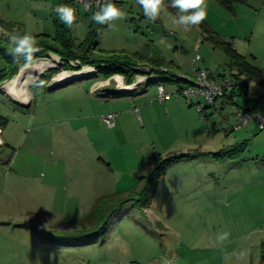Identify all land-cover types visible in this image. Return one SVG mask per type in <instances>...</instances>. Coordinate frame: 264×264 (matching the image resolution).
Instances as JSON below:
<instances>
[{"label": "rangeland", "instance_id": "rangeland-1", "mask_svg": "<svg viewBox=\"0 0 264 264\" xmlns=\"http://www.w3.org/2000/svg\"><path fill=\"white\" fill-rule=\"evenodd\" d=\"M56 3L0 0V39L54 36ZM206 4L209 29L243 47L238 39L244 41L258 19L241 10L237 20L215 0ZM123 7L124 18L105 24L100 34L102 53L133 55L142 65L185 77L194 68L217 77L233 75L229 56L201 27L184 31L174 24L176 14L166 0L154 22L136 0ZM78 10L71 35L81 44L92 19ZM263 35L264 19L255 39ZM197 55L202 60L194 64ZM59 65L56 55L33 60L0 84V116L9 120L3 129L14 138L12 147L0 150V264H264V129L251 122L235 132L232 106L222 110L218 102L200 114L197 99L180 96L183 108L156 111L145 126L127 119L114 133L116 121L110 128L96 117L112 103L88 96L91 85L81 82L97 79L90 67L58 72L46 93L30 107L18 108V101L33 99L27 85ZM5 67L0 57V70ZM144 78L136 76L132 85L145 83ZM14 81L16 88H7ZM105 82L118 93L127 91L121 76L98 78L95 87ZM158 85L175 95L172 89L179 84L152 82L143 96L152 100ZM255 89L253 82L240 87L251 92L256 100L249 105L264 117V97ZM245 97L238 98L242 108ZM155 169L162 172L158 183ZM224 233L227 239L220 240Z\"/></svg>", "mask_w": 264, "mask_h": 264}, {"label": "trees", "instance_id": "trees-1", "mask_svg": "<svg viewBox=\"0 0 264 264\" xmlns=\"http://www.w3.org/2000/svg\"><path fill=\"white\" fill-rule=\"evenodd\" d=\"M57 3L54 6L55 9L60 5L70 6L75 10V22H77L79 18V10L74 7L68 0H56ZM220 6L233 13L236 6H249L250 0H215ZM166 2L170 5L171 0H166ZM172 12L176 14V9L170 7ZM55 14H57L55 12ZM92 24L89 27V34L85 42L81 44H76L72 35H71V27L66 26L62 21H60L59 17L55 19L56 25V33L54 36L47 35H35L37 41V49L33 55V60L46 59L50 55H56L61 59V66L55 69L50 70L46 75L40 77L36 83L30 86V91L33 94V100L46 93L47 86L51 82L53 76L58 72L71 71L76 72L81 69V67H90L94 70V78H101L104 80H108L114 76H121L124 79V82L127 85H132L133 80L136 76H146V78L151 77H159L162 81L172 82L176 84H189L190 81L185 78H180V74L178 72L172 71L171 69L164 68L163 66L153 65L150 66L142 65L139 61L135 59V56L125 54V53H115V54H104L98 50L100 34L102 30L105 28V25H98L93 20ZM198 27V26H195ZM205 33H207L208 39L216 46L220 47L226 55L230 58V69L231 71L235 70L236 73L231 75V79H233L235 83V90L237 86V82L235 79L240 82L242 76H246L250 79L256 80L257 82H261V75L258 69L251 66L244 57L239 55L234 48L232 41H227L225 39L220 38L216 33L209 29L207 23L204 21L199 25ZM9 40H1L0 39V57L4 60L6 67L0 70V84L6 81L13 79L19 72V70L26 66L28 63L25 62L23 58L13 59L12 55L9 53ZM31 61V62H32ZM78 62V66L74 67L70 63ZM198 69V68H197ZM86 75V73H82L77 77H81ZM194 74L189 78H193ZM42 82V84H41ZM147 83H152V81H148ZM178 85L179 89L176 92V96L180 97L182 89ZM179 93L180 95H177ZM230 93L225 98L232 95ZM184 98V97H183ZM223 98V99H225ZM185 100H195V99H186ZM197 107L201 106L200 101H197ZM204 108L201 106V111L198 113L202 114L204 112ZM198 109V108H197ZM244 110V109H238ZM236 114V113H235ZM9 122L8 119L0 116V127H4ZM234 130V129H233ZM229 152H232L230 150ZM186 155L171 157L167 160L169 161H178L182 158H185ZM160 169H155L152 171V176L158 179L162 176V172ZM155 182V184H157ZM148 191V190H147ZM146 193V192H145ZM261 258L264 260V242L261 245Z\"/></svg>", "mask_w": 264, "mask_h": 264}, {"label": "crops", "instance_id": "crops-1", "mask_svg": "<svg viewBox=\"0 0 264 264\" xmlns=\"http://www.w3.org/2000/svg\"><path fill=\"white\" fill-rule=\"evenodd\" d=\"M123 8L124 7L122 6V9ZM241 10H248V12H250L252 14V17H254L255 19H258V23H256L255 28L253 30H251V34H249V33L245 34L246 38H244V39L246 41L245 40L242 41V39H238L240 42H242L243 47H241V48L239 47L241 45V43H239V42L234 43L233 39H232L233 37H228V36L223 35V38L227 41H232L234 48L237 51V53L239 55H241L242 57H244L246 59V61L251 66H253L259 70L260 75H261V82H257L256 80L250 79L246 76H242L240 82H238L235 79V81L237 82V86H236V90H234V93L225 99H220L211 105L205 106L204 111L207 110L208 108H211V107L217 108V106H218L217 103L221 102L220 108L222 110H225V108H227L226 106H232L233 109L235 108L234 112L236 113L238 111V109L242 108V106H239V104H238L239 103L238 98L241 96H244V97L246 96L245 97L246 104L244 106L245 108H242V109L255 111L254 107H256V106L251 107L249 105L250 102H253L256 100L252 96L251 92L249 93V92L245 91V93H244V92L240 91V87L245 88L246 85L248 84V82H253L255 84L256 93H259L260 95H262L264 97V35L257 37V39H255L257 29L260 27V22L262 19H264V0H250L248 7L236 6L235 11H234L235 19L239 20L238 18L240 16ZM244 17H245V15H244ZM240 21H244V18H243V20L240 19ZM238 29H242V28H238ZM231 34L235 35L233 33H231ZM232 72L236 73L235 70H233ZM215 77H217V76H215ZM218 77H226V76H218ZM53 79H55V78H53ZM72 80H73V82L78 81V79H72ZM96 80L97 79H85L81 82L83 83L84 81H87L88 84L91 85L89 87V92L87 94L88 96H90V95H92L94 97L96 96L97 98H100L101 100H103L106 103L108 101H110V103H112L113 108L111 110L102 111L101 113L96 115V117L99 116V121L102 124L103 123V117L105 115L112 114V113L116 114L117 115L116 116V126H115L116 130L114 131V133H120L121 130L117 129V128H118V126L121 127V125L125 121H127V119H131V121L134 123H136L138 120L141 125L145 126V125H148L151 123L154 112L156 113V111H157L158 115H160L161 110L162 111H165V110L169 111L171 109L172 110L178 109V108L181 109V108H183V106H185V103L182 102L180 99H178L179 97H174V98L170 99L169 101L158 103L157 102L158 87L156 89V92H157V94L155 96L156 100H154L155 97L151 100V99H148L147 95L143 96L144 94H146L148 92V85L150 83H147V82L142 83L141 85H138L136 87V84L128 86L124 82V79H123V84L126 87V89H125V87H123L124 88L123 90H127V91H125V93H118L117 89L110 87L109 83H107V82L100 83L99 87L96 88L95 87L96 86V84H95ZM50 83H52V82H50ZM82 83H78V84H82ZM15 84H16V82L14 81V82L10 83V85H8L7 88H9V87L16 88L17 85H15ZM145 85H146V87H144ZM23 86H25V85H23ZM30 86H31V84L30 85L28 84L27 88H29ZM48 86H50V85H48ZM135 88H136V90L132 91ZM166 88L170 91V88H168V87H166ZM178 89H179V87L177 86V88H173L172 91L177 92ZM16 90H17V94H20L19 90L18 89H16ZM6 91L8 94L7 96L10 97V99H12V100L14 99L15 101H18L16 98H14L16 95H12L11 93H9L8 89ZM104 93H106V95ZM125 98H128V101H124ZM18 102L21 105L18 108H28L35 101L33 99L27 97L25 102H20V101H18ZM120 102H124V104H127L128 106L121 109L118 107L119 106L118 104ZM138 104H141L142 106L137 108L136 105H138ZM188 107H191V106H188ZM118 112H121V114ZM235 113H234V116H235ZM200 123L202 125V121H200ZM7 125H5L4 127H6ZM3 128L0 127V150H2L4 148L12 147L13 140H14V138L12 137V134L7 131L8 129L5 130ZM235 132H239V131H235ZM166 143H169V142L166 141ZM0 160H1V158H0Z\"/></svg>", "mask_w": 264, "mask_h": 264}, {"label": "clouds", "instance_id": "clouds-1", "mask_svg": "<svg viewBox=\"0 0 264 264\" xmlns=\"http://www.w3.org/2000/svg\"><path fill=\"white\" fill-rule=\"evenodd\" d=\"M143 9L144 16L149 21H156L161 12L165 10V0H136ZM99 10L91 19L98 25H105L111 21L124 18V13L115 6L112 0H97ZM170 7L176 9L174 24L182 26L184 31L199 26L207 17L206 0H171ZM60 21L71 27L75 21V10L67 5H60L55 9ZM36 38L31 34L11 35L9 40V53L13 59L23 58L30 63L33 55L38 51ZM42 84V82H41ZM227 233L219 237L220 240L227 239Z\"/></svg>", "mask_w": 264, "mask_h": 264}, {"label": "built area", "instance_id": "built-area-1", "mask_svg": "<svg viewBox=\"0 0 264 264\" xmlns=\"http://www.w3.org/2000/svg\"><path fill=\"white\" fill-rule=\"evenodd\" d=\"M76 9L82 8L90 14L92 17L96 11L99 10V5L97 0H68ZM132 0H112L116 7L122 10V6ZM201 61V57L197 55L193 59V63ZM61 62V59H60ZM62 63V62H61ZM72 66L77 67L78 62H71ZM180 78H185L189 80L190 83L187 84L182 89L181 96L186 99H203L205 103L211 105L216 101L225 98L227 95L235 90V83L233 79L229 77H215L205 69L194 68V77L189 78L184 75H180ZM145 82H161L159 77L144 78ZM177 95H180L177 93ZM177 97L171 92L165 91L162 85H158V96L157 100L159 102H166L170 99ZM198 111H201V106H198ZM236 126L234 131H240L246 129L251 122H256L261 129H264V117L252 110H238L235 116ZM104 123L112 128L115 126L116 116L113 114H108L103 117Z\"/></svg>", "mask_w": 264, "mask_h": 264}, {"label": "bare ground", "instance_id": "bare-ground-1", "mask_svg": "<svg viewBox=\"0 0 264 264\" xmlns=\"http://www.w3.org/2000/svg\"><path fill=\"white\" fill-rule=\"evenodd\" d=\"M13 92V91H12Z\"/></svg>", "mask_w": 264, "mask_h": 264}]
</instances>
